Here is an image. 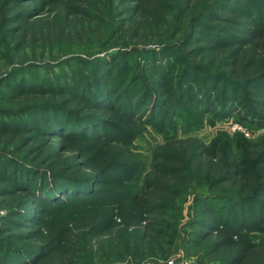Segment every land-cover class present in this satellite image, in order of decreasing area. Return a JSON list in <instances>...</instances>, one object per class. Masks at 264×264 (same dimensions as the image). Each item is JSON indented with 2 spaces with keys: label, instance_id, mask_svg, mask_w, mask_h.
I'll return each mask as SVG.
<instances>
[{
  "label": "rangeland",
  "instance_id": "rangeland-1",
  "mask_svg": "<svg viewBox=\"0 0 264 264\" xmlns=\"http://www.w3.org/2000/svg\"><path fill=\"white\" fill-rule=\"evenodd\" d=\"M50 1L0 0V264H18L20 261L25 264H54L45 263L44 260L61 253L62 238L67 229L80 221L97 223L98 233L106 237L114 222L128 219L133 214V206L126 199L120 202L114 200L117 198L115 194L138 189L160 160L163 149L171 143L181 144V141L190 139L203 141L216 151L225 150L239 160L251 153L264 151V77L254 84L247 85L249 82H244L230 89H225L223 83L211 86L205 71L213 73V70L208 66L205 71L201 68V62L206 64L207 60L201 59L200 62V56L193 49L202 46L205 43L203 40L212 36L200 27V34H192L193 19H185L182 30L175 36L172 34L176 27V12L173 14L166 10L162 23L158 24L159 32L165 36L164 40L176 45L175 50L166 53V57L171 56L169 63L164 59L165 55L152 56L133 49L134 44L143 43L146 49H150L155 46L152 41L147 39L138 42L130 36H119L120 24L124 20L128 23L135 15L136 10L128 6H132L133 1L127 4L122 3V0H102V4H99L100 13L94 11L93 16L84 18L88 36L64 37L52 44L24 38L17 29L26 24L28 15L41 12L32 16L35 19L52 16L49 9L54 7L57 10L58 7ZM250 1L264 10L261 0H232L230 4L245 7ZM228 23L229 20L219 19L212 25L218 32ZM223 36L225 33L221 32L220 37ZM140 39H144V36ZM158 57L167 63L169 84L181 97V115L145 127L138 122L141 130L135 135L130 151L122 155L119 154L123 150L122 146L115 149L122 162L129 159L137 163L141 172L133 177L128 176L120 185L111 178L117 176L116 172L104 176L103 191L114 194L103 203L90 200L86 195L68 202L41 204L38 212L34 210L35 205L30 201L32 196L29 193L50 192L53 189L51 186L55 185L54 178L62 175L58 174L60 171L51 172L44 162V157L50 158L57 141L62 138L41 133L37 140L30 142L28 136L35 131L20 129L28 127L26 125L29 123L26 124L24 120L27 121L35 113L22 112L26 104L21 92L29 86L38 90L39 84L53 80L60 85H71L72 89L76 86L78 89L84 82L105 75V86L120 81L116 103L123 99L126 90L124 84H134V94L141 97L136 109L138 112L145 111L149 116L153 110V98L141 94L146 90L154 94L155 75H151L147 67L150 68ZM187 62H192L193 68L189 78L186 77L188 82L184 83L183 70ZM186 89H190V95L195 94L196 107L186 101ZM209 90L211 108L201 110L198 107L202 106L201 102ZM54 95L58 99L73 97L70 93L48 92L44 99L50 100ZM71 105L76 107V102ZM230 105L233 110L228 107ZM155 112L160 116L162 110L158 108ZM178 169L181 172V167ZM82 172L78 171L77 174L84 175ZM87 173L90 175V170ZM89 175L74 179L83 183V189L88 187L92 190L96 180ZM185 182L173 186L168 204L154 215L156 234L152 250L148 247L137 249V241L126 239L123 235L109 241L105 238L100 242L96 236L92 241H89L90 237L87 240L82 237L78 239L73 264H220L221 257L211 250L203 237L206 230L198 223L203 214L197 197L210 195L218 201L217 211L222 210L226 214L232 211V220L241 213L249 223L254 219L255 210L264 209V192L257 196L256 204L234 206L224 199L215 198L220 194L219 191L203 179L188 176ZM29 184V191L22 188ZM118 203L123 204L121 208H116ZM39 231L45 235L44 240L33 238L40 234ZM252 235L257 241L264 233L254 231Z\"/></svg>",
  "mask_w": 264,
  "mask_h": 264
},
{
  "label": "trees",
  "instance_id": "trees-1",
  "mask_svg": "<svg viewBox=\"0 0 264 264\" xmlns=\"http://www.w3.org/2000/svg\"><path fill=\"white\" fill-rule=\"evenodd\" d=\"M129 1H133V5L128 6L136 10L135 15L128 23L124 20L120 24L119 36L121 38L130 36L138 42L148 39L155 44L150 49H146L144 43L134 44L133 49L138 53L144 51L147 55L166 57V53L176 49V45L171 44L169 40L165 41L164 34L158 30V24L162 23L166 10H169L173 14L176 12V27L172 36L182 30L183 22L187 18L193 19L192 34L199 33L198 27H200L212 36L208 40H203L205 43L202 46L193 49V52L200 56V62L201 59L207 60L206 64L201 62V68L204 71L208 67L213 70V73L205 71L209 82L212 83L211 86L223 83L225 89H230L244 82H249L247 85L254 84L264 77V10L259 9L254 1L246 3L245 7L231 5L232 0H122L121 2L128 4ZM50 2L58 7L57 10L54 7L49 9L52 16L47 19L39 17L35 19L32 16H37L41 12L28 15L25 19L26 24L17 29L24 38L52 44L64 37L88 36L84 18L93 16L94 11L100 13L99 4H102V0H51ZM261 2L264 4V0ZM219 19L229 20L230 23L217 32L214 29L215 25L212 24ZM221 32H224L225 36L220 37ZM143 36L144 39H140ZM170 58L171 56L164 59L170 63ZM164 59L158 57L153 60L150 68L147 67L151 75H155L156 84L153 88L154 94H150L151 91L147 90L141 94L153 98L151 103L153 110L149 112V116L145 111L138 112L136 109L141 97L134 94V84L129 82L124 84V87L121 84L126 90L122 95L123 99L116 103V92H119L117 85L119 86L120 81L116 80L118 84L108 83L105 86L107 83H104L105 75L84 82L78 86V89L76 86L72 89L71 85H60L58 81L53 80L39 84L38 90L29 86L21 92L26 104L22 112L35 113L28 119L29 121L24 120L26 124L29 123V125L25 124L28 127L20 129L26 132L35 131L28 136L30 142L37 140V136L41 133L62 138L57 141L50 158L44 157L46 159L44 162L48 164L46 167L51 172L60 171L58 174L62 175L54 178L55 185L51 186L53 189L50 192L29 193L32 196L29 200L35 205L34 210L38 212L41 204L68 202L86 195L90 200L103 203L114 194L103 191L104 176L116 172L117 176L111 178L120 185L128 176L133 177L141 172L137 163L129 159L122 162L115 149L122 146L123 150L119 153L122 155L130 151L135 135L141 130L138 122L145 127L147 124L164 123L168 117L181 115L179 111L181 97L176 95V91L169 84V71ZM192 68V62H187L183 70L184 83L188 82L186 77L190 75ZM48 92L65 93V95L70 93L73 97L58 99L54 95L50 100L44 99L47 98ZM187 92L186 101L196 107L195 94L190 95V89ZM27 94L29 95L26 96ZM210 97L211 91L206 95V100L201 102L202 106L198 108L210 110ZM30 101L32 102L28 103ZM73 102H76V107H72ZM228 107L233 110L232 105ZM158 108L162 110L160 116L155 112ZM163 152L151 174L143 179L138 189L115 194L117 198L114 200L126 199L133 206V214L130 218L114 222L110 234L107 233L106 237L98 233L100 230L97 223L78 222L67 229L62 238L61 253L48 257L44 262L73 264L78 239L82 237H85V240L90 237L89 241H92L96 236L100 242L105 238L109 241L123 235L126 239H135L138 244L137 249L148 247L152 250L156 234L154 215L168 204L173 186L186 183L188 176L207 181L220 193L215 198L224 199L223 201L230 202L234 206L256 204L257 196L264 192V151L262 150L239 160L225 150L218 152L203 141L190 139L181 141V144L171 143L163 149ZM41 153L43 155L42 151ZM178 167H181V172ZM81 170L84 175L77 174ZM88 170L91 172L90 175L87 173ZM86 175L96 180L95 188L92 190L88 187L83 189V183L74 179ZM30 186L31 184L22 188L29 191ZM197 202L202 206L203 217L198 223L206 230L203 237L211 250L221 257L220 264H264V236L256 241L255 236L252 235L254 231L264 233V209L255 210L254 219L247 223L241 213L235 215V219L232 220L230 214L232 211L228 214L222 210L217 211L218 201L210 195L197 197ZM121 205L123 204L118 203L116 208H121ZM30 214L33 215L32 212ZM237 217L240 219L238 220ZM39 233L33 238L44 240L45 235L42 231ZM18 264L25 262L20 261Z\"/></svg>",
  "mask_w": 264,
  "mask_h": 264
}]
</instances>
